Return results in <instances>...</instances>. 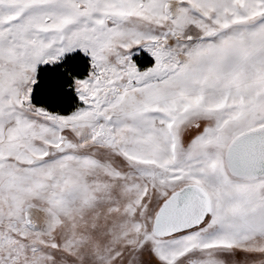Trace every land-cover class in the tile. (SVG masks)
Returning <instances> with one entry per match:
<instances>
[{
	"label": "snow or ice",
	"instance_id": "snow-or-ice-1",
	"mask_svg": "<svg viewBox=\"0 0 264 264\" xmlns=\"http://www.w3.org/2000/svg\"><path fill=\"white\" fill-rule=\"evenodd\" d=\"M0 264H264V0H0Z\"/></svg>",
	"mask_w": 264,
	"mask_h": 264
}]
</instances>
